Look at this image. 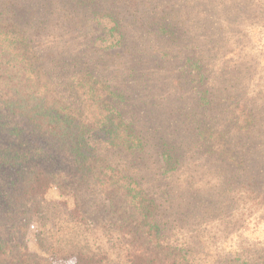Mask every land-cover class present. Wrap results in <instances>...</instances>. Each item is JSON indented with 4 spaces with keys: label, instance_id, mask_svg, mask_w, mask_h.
<instances>
[{
    "label": "trees",
    "instance_id": "trees-1",
    "mask_svg": "<svg viewBox=\"0 0 264 264\" xmlns=\"http://www.w3.org/2000/svg\"><path fill=\"white\" fill-rule=\"evenodd\" d=\"M263 32L264 0H0V264H264Z\"/></svg>",
    "mask_w": 264,
    "mask_h": 264
},
{
    "label": "rangeland",
    "instance_id": "rangeland-1",
    "mask_svg": "<svg viewBox=\"0 0 264 264\" xmlns=\"http://www.w3.org/2000/svg\"><path fill=\"white\" fill-rule=\"evenodd\" d=\"M263 37H264V32H263L262 38ZM261 44H264V41H262ZM46 199L49 201H58L61 199V196H60L59 191L55 187H51V188H49V190L46 193ZM68 202L71 203V201L69 199H68ZM57 223L59 224L60 227L62 226V231L60 232L59 236L63 239V241L66 239L69 240L70 238H72V239L74 238L75 240L77 239L75 233H72V231L69 228H66L61 223V221L57 222ZM39 230H40V220L35 218L31 222V226L29 228V234H28L29 249L31 252H34V253H39V251L36 247V244H35V234ZM259 232H260V234H255L256 239L254 241H255V244H257V248H259V249L263 248L264 249V230L259 231ZM91 244H93V243H91ZM100 244L102 245L101 247H103L104 250L108 251L109 259L112 262H115L117 259V252L113 251L112 249H107L109 244H105L103 242H100ZM62 264H72V261H69L67 263L65 262Z\"/></svg>",
    "mask_w": 264,
    "mask_h": 264
}]
</instances>
